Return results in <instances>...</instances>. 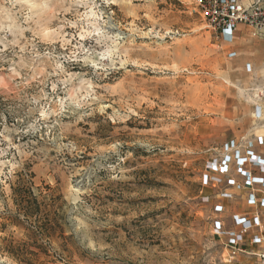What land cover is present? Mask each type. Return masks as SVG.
<instances>
[{"label":"rangeland","instance_id":"374dc122","mask_svg":"<svg viewBox=\"0 0 264 264\" xmlns=\"http://www.w3.org/2000/svg\"><path fill=\"white\" fill-rule=\"evenodd\" d=\"M232 51L196 0H0V264H258L226 244L262 185L207 169L264 146Z\"/></svg>","mask_w":264,"mask_h":264},{"label":"built area","instance_id":"2783aa9c","mask_svg":"<svg viewBox=\"0 0 264 264\" xmlns=\"http://www.w3.org/2000/svg\"><path fill=\"white\" fill-rule=\"evenodd\" d=\"M202 14L207 21L208 26L215 30L216 34L226 41L233 38L234 31L240 25H247L252 29L255 37H264V6L262 0H254L249 3H242L241 0H196ZM264 97V91H263ZM261 108L257 110V115L260 114ZM259 142L264 143L263 139ZM241 169L245 177V185L252 186L253 183L261 184L264 186V178L253 176L252 171H247L244 167L249 163H258L259 168L264 173V159L252 151H248V156L224 154L220 159L210 161L208 163L209 171L213 173H227L229 172L230 164L234 163ZM206 177L210 175L206 174ZM231 184L235 185L233 181ZM239 186V185H238ZM249 205H262L264 206V196L257 198L255 192L251 191L247 196ZM238 223L240 228L234 232L227 233V248L230 250V259L232 262L237 257L239 252H243L249 257L255 256L258 264H264V228L261 223V216L258 214L252 217H240ZM256 231L251 233V230ZM217 233H226L221 229V222L217 223ZM257 232V233H256ZM246 244V248L242 247ZM253 245H258L260 248L255 252L251 250Z\"/></svg>","mask_w":264,"mask_h":264},{"label":"crops","instance_id":"0c3cea01","mask_svg":"<svg viewBox=\"0 0 264 264\" xmlns=\"http://www.w3.org/2000/svg\"><path fill=\"white\" fill-rule=\"evenodd\" d=\"M242 3H249L254 0H241ZM262 5L264 6V0H262ZM235 41V51H232L231 54L240 57L239 63L246 64V69L251 71L252 69L257 70L258 72H262L264 74V37L258 38L255 37L252 33V29L249 26L240 25L236 31H234L233 38L227 43H231ZM257 143V142H256ZM253 152L260 159H264V146L258 145L253 150ZM258 165V163H256ZM248 167V166H245ZM253 174V172H252ZM259 173H257L256 176ZM261 190H264V186H260ZM231 191H235L236 187H231ZM248 189L245 190V192ZM248 192V191H247ZM261 216V223L264 224V207L258 208ZM255 229L251 230V233L255 232ZM257 233V232H256ZM253 250L256 252L260 247L258 245L253 246ZM248 264H254V261L248 260Z\"/></svg>","mask_w":264,"mask_h":264},{"label":"trees","instance_id":"16d2710c","mask_svg":"<svg viewBox=\"0 0 264 264\" xmlns=\"http://www.w3.org/2000/svg\"><path fill=\"white\" fill-rule=\"evenodd\" d=\"M41 211L38 209L36 210H28L25 212V216L29 217V216H33V215H36L38 213H40Z\"/></svg>","mask_w":264,"mask_h":264}]
</instances>
